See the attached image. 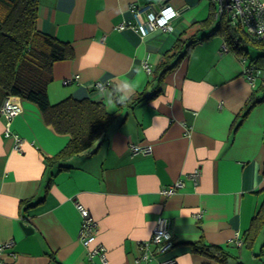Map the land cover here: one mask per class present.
Masks as SVG:
<instances>
[{
	"label": "crops",
	"instance_id": "0c3cea01",
	"mask_svg": "<svg viewBox=\"0 0 264 264\" xmlns=\"http://www.w3.org/2000/svg\"><path fill=\"white\" fill-rule=\"evenodd\" d=\"M38 2L37 30L71 49L53 65L50 104L89 99L115 120L90 150L60 159L71 135L37 103L10 96L21 106L10 127L25 144L15 150L0 114V245L13 243L0 251V264H103L80 240L77 202L98 222L109 264H264V222L252 248L243 245L264 211V102L247 109L264 83L261 52L249 47L244 63L224 51L211 0ZM164 5L178 11L171 27L142 34L136 9ZM179 43L181 58L161 76V62ZM250 60L263 70L255 85L244 72ZM5 98L0 87V105ZM132 143L153 152L132 155ZM197 168L195 186L189 175ZM179 179L183 188L162 194ZM160 216L170 220L175 244L143 259L140 243ZM200 240L227 249L229 261L196 251Z\"/></svg>",
	"mask_w": 264,
	"mask_h": 264
},
{
	"label": "trees",
	"instance_id": "16d2710c",
	"mask_svg": "<svg viewBox=\"0 0 264 264\" xmlns=\"http://www.w3.org/2000/svg\"><path fill=\"white\" fill-rule=\"evenodd\" d=\"M38 6V0H0V87L6 98L22 96L37 103L50 123L71 135L69 143L58 154V158L66 159L90 150L105 135L115 117L103 103L89 99L68 98L56 105L50 104L47 87L53 79V65L69 57L71 49L67 43L57 42L37 30ZM219 32L230 49L241 57L248 59L251 47L261 52L258 58H264V39L255 40L244 28L231 25L225 19L219 24ZM183 46L179 43L165 55L166 61L160 64L163 67L161 76L173 68L174 60L181 58ZM249 63L254 64L252 60ZM259 90L262 95L257 94ZM261 102H264V83L249 99L247 109ZM262 212L254 217L252 226L243 235L246 248H252L263 227ZM194 249L224 263L231 257L224 247L203 240L195 243Z\"/></svg>",
	"mask_w": 264,
	"mask_h": 264
},
{
	"label": "built area",
	"instance_id": "2783aa9c",
	"mask_svg": "<svg viewBox=\"0 0 264 264\" xmlns=\"http://www.w3.org/2000/svg\"><path fill=\"white\" fill-rule=\"evenodd\" d=\"M216 5L215 16L221 22L227 20L231 25H239L246 30L255 40L264 39V0H211ZM137 27L139 31L146 35L150 31L157 28L169 29L171 21L178 15V11L171 5H164L158 10L146 6L136 9ZM146 19H143V15ZM224 51H229L227 43L223 45ZM242 60L247 62V57H242ZM147 70L151 69L148 63H145ZM245 76L255 85L256 79L263 74V70L253 64H246ZM68 82V81H66ZM97 86L103 88L102 83H97ZM21 112V106L13 101L10 97L6 98L0 107V114L6 118V136H12L15 139L14 148L18 152H23L25 140L11 130V121ZM132 155L137 154H152V145L134 144L130 145ZM189 177L193 180L194 185H198L201 178V170L195 169L190 173ZM185 186V181L179 179L167 188L162 189V194L171 195L178 189ZM77 207L82 214L83 223L80 229V240L86 247L90 248V256L98 255L103 264H109L107 257V249L103 243L98 242L99 224L94 219L89 209L83 204L77 202ZM170 220L165 216L158 217L154 231L149 240L140 243V248L143 250L142 258L149 260L153 258V251L163 254L169 252L175 242L170 231ZM12 241H8L0 245V251L12 246ZM162 264H177L174 258L165 260Z\"/></svg>",
	"mask_w": 264,
	"mask_h": 264
},
{
	"label": "rangeland",
	"instance_id": "374dc122",
	"mask_svg": "<svg viewBox=\"0 0 264 264\" xmlns=\"http://www.w3.org/2000/svg\"><path fill=\"white\" fill-rule=\"evenodd\" d=\"M250 52H251V54H253V52H252L251 49H250ZM263 236H264V235H263ZM245 255H249V257L251 258L250 251H247V250H246ZM251 259H252V258H251Z\"/></svg>",
	"mask_w": 264,
	"mask_h": 264
}]
</instances>
